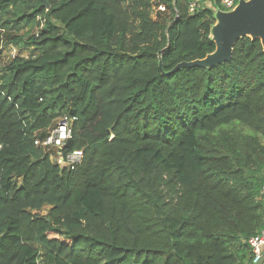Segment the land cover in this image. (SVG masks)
Masks as SVG:
<instances>
[{"label": "trees", "instance_id": "trees-1", "mask_svg": "<svg viewBox=\"0 0 264 264\" xmlns=\"http://www.w3.org/2000/svg\"><path fill=\"white\" fill-rule=\"evenodd\" d=\"M45 1L0 0L3 32L37 53L0 64V264H251L246 240L264 224L260 41L173 72L214 52L212 10ZM26 27L37 31L11 36ZM64 116V154L83 151L74 170L35 145Z\"/></svg>", "mask_w": 264, "mask_h": 264}, {"label": "water", "instance_id": "water-1", "mask_svg": "<svg viewBox=\"0 0 264 264\" xmlns=\"http://www.w3.org/2000/svg\"><path fill=\"white\" fill-rule=\"evenodd\" d=\"M43 5H49L42 0ZM218 23L211 29V38L215 50L204 59L193 62H183L174 71L182 67L212 68L228 62L231 59L234 44L243 37L258 39L264 52V0H239L237 7L230 12L218 11ZM69 140L67 141V144ZM66 144V145H67Z\"/></svg>", "mask_w": 264, "mask_h": 264}, {"label": "built area", "instance_id": "built-area-1", "mask_svg": "<svg viewBox=\"0 0 264 264\" xmlns=\"http://www.w3.org/2000/svg\"><path fill=\"white\" fill-rule=\"evenodd\" d=\"M238 2L239 0H187L186 8L189 15H193L205 9L230 12L237 7ZM155 6L157 9L155 13L166 11V7L162 4H157ZM74 119L75 118L64 116L58 121L57 125L50 131L44 140L37 139L35 141L36 146L54 149L55 155L51 156L52 161L61 169L74 170L83 160L82 150H74L67 154L63 152L67 141L71 139V128ZM257 199L261 204L264 216V180L261 184ZM246 243L252 256L251 264H264V224L259 232L247 238Z\"/></svg>", "mask_w": 264, "mask_h": 264}, {"label": "rangeland", "instance_id": "rangeland-1", "mask_svg": "<svg viewBox=\"0 0 264 264\" xmlns=\"http://www.w3.org/2000/svg\"><path fill=\"white\" fill-rule=\"evenodd\" d=\"M156 1L157 0H155V2ZM247 1H249V0H246V2ZM154 6H153V10H152V15H151V17L153 19H155V11H157L156 6H155V8H154ZM218 11L219 10L213 11V16L215 18V24L214 25H216L219 21L218 18L216 17V13ZM27 31H30V33L31 32L35 33L37 31V28L34 27L33 29H29V27H26L18 33L11 34V36L12 37L17 36V35L22 36V35L27 34ZM6 35L7 34L5 32H3V30L0 27V52H1L0 64H7L14 57L19 56V57H23V58H28L29 55H31V54H37L36 51H33L30 48H25V47L20 48V47L15 46L13 43L10 42L9 38ZM12 37H10V39ZM45 211L46 210H43L42 213H46Z\"/></svg>", "mask_w": 264, "mask_h": 264}]
</instances>
